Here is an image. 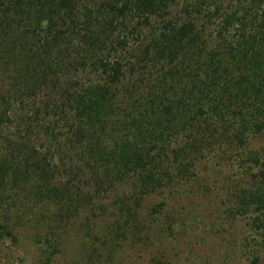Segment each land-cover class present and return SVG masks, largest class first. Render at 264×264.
Segmentation results:
<instances>
[{
	"label": "trees",
	"instance_id": "16d2710c",
	"mask_svg": "<svg viewBox=\"0 0 264 264\" xmlns=\"http://www.w3.org/2000/svg\"><path fill=\"white\" fill-rule=\"evenodd\" d=\"M86 1L0 0V235L12 242L24 222L64 232L50 224H70L94 201L79 194L84 179L109 193L132 188V206L115 196L112 228L139 236L148 230L139 217L143 201L172 181L163 167L168 154L182 178L178 158L198 162L211 147L205 142H223L226 128L240 126L241 146L245 131L264 133V21L226 41L236 28L246 30L257 0H232L225 14L216 0L186 3L176 20L143 38L168 0H108L95 8ZM200 14L207 24L221 18L214 37H205ZM129 36L143 42L130 48ZM251 161L258 169L238 190L235 212L254 215L262 242L264 163ZM17 199H24L20 209ZM24 202L37 217L23 212ZM249 260L264 264L257 252Z\"/></svg>",
	"mask_w": 264,
	"mask_h": 264
},
{
	"label": "rangeland",
	"instance_id": "374dc122",
	"mask_svg": "<svg viewBox=\"0 0 264 264\" xmlns=\"http://www.w3.org/2000/svg\"><path fill=\"white\" fill-rule=\"evenodd\" d=\"M87 1L91 8H95L108 0ZM199 1L168 0L167 8L159 11L144 27L142 38L151 36L150 32L159 33L164 20H176L186 3L194 5ZM216 1L220 2L222 14L230 11L232 0ZM246 5L243 3L242 6ZM263 10L264 0H257L246 15L249 19L245 22L246 30L242 32L236 28L226 41L235 43L250 29L262 26ZM203 14L196 16L198 25L204 23L207 27L205 37H214L221 18L207 24ZM133 22L135 24L136 19ZM129 38L133 49L143 42L142 38ZM115 56L123 55L117 53ZM156 70H151L154 77ZM237 127L240 128H226L221 143L213 138L206 141L205 144L211 147L202 153L200 159L197 158L198 162L189 156L178 158L180 168L185 167L184 177H191L188 181L184 177H175L177 166L168 154L163 167L169 170L172 181L168 187H163V195H152L144 200L140 210L139 217L146 220L147 232L136 237H123L115 231V226L112 228L119 208L115 203L120 202L115 196L130 199L129 203L133 205L134 195L130 186L123 184L109 193L105 188L100 191L89 188L84 179L76 185L84 187L79 193L82 198L87 200L86 194L94 197L91 207L80 212L77 220L70 224L65 222L67 225L64 227L59 222L50 224L58 229L64 228L60 234L50 235L49 225L31 226L24 222L25 226L20 224L14 228L15 242L0 235V264H250L249 255L253 252L259 253L264 260V241L261 242L262 235L252 222L254 215L243 216L235 212L238 190L251 184V174L258 169L254 168L252 158H259L258 165L264 163V133L254 135L245 131L241 137L245 143L241 146L235 136L243 130ZM178 145L182 146V143ZM187 164L192 165L189 167ZM17 200L14 206L20 209L24 199ZM161 202L165 204L163 208L152 214V209ZM24 203L23 212L30 210L32 214L29 203ZM2 214L0 210V224Z\"/></svg>",
	"mask_w": 264,
	"mask_h": 264
}]
</instances>
